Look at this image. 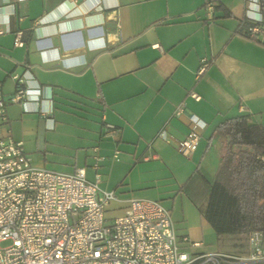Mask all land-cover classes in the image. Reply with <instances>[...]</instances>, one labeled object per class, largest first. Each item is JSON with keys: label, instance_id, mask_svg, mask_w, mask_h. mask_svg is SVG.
Instances as JSON below:
<instances>
[{"label": "crops", "instance_id": "1", "mask_svg": "<svg viewBox=\"0 0 264 264\" xmlns=\"http://www.w3.org/2000/svg\"><path fill=\"white\" fill-rule=\"evenodd\" d=\"M209 1L213 19L204 13ZM241 13L233 0H0L3 91L7 97L15 91L14 72L27 86L42 87L41 97L26 104L7 103L2 133L22 140L34 165L63 172L85 167L94 179L96 155L104 157L99 169L108 158L120 159V151L118 159L112 155L122 143L139 148L143 142L135 152L138 161L172 162L182 154L178 143L196 114L206 126L194 153L185 157L201 160L180 190L204 217L216 174L204 161L216 126L239 114L264 125V41L237 30L245 9ZM252 14L264 19L262 10ZM18 30L24 41L19 46ZM202 57L211 62L197 73ZM86 113L99 117L100 125ZM102 183L127 211L133 196H119ZM202 232L200 239L189 229L176 231L181 244L184 237L202 242L194 248L199 251L249 249L247 238L240 246L241 235L231 234H217L210 249L204 227Z\"/></svg>", "mask_w": 264, "mask_h": 264}, {"label": "built area", "instance_id": "2", "mask_svg": "<svg viewBox=\"0 0 264 264\" xmlns=\"http://www.w3.org/2000/svg\"><path fill=\"white\" fill-rule=\"evenodd\" d=\"M75 2L76 0H71ZM215 5L206 3L207 19H213ZM261 0H245L246 17L253 22L246 28L250 36L264 41ZM252 12V13H251ZM23 31H16L15 45H23ZM211 60L202 57L197 73L205 71ZM16 89L7 97L0 82V264H264V233L252 231L245 253L204 252L194 248L200 241L180 243L172 213L159 199L133 196L128 210L108 219L109 203L117 199L112 190L101 187L96 155L95 178L89 179L85 167L73 172L51 170L34 165L22 140L2 133L9 101L26 104L41 97L42 87H30L19 73H12ZM192 96H200L192 92ZM180 105L176 114H180ZM191 129L179 141L178 150L190 157L196 150L206 122L196 114L189 116ZM110 131L115 125L105 124ZM119 158V149L112 155Z\"/></svg>", "mask_w": 264, "mask_h": 264}, {"label": "trees", "instance_id": "3", "mask_svg": "<svg viewBox=\"0 0 264 264\" xmlns=\"http://www.w3.org/2000/svg\"><path fill=\"white\" fill-rule=\"evenodd\" d=\"M255 23L243 16L237 30L250 36L246 28ZM259 23L264 25V19ZM215 136L223 150L211 183L206 219L217 234L248 239L254 230L264 233V125L252 121L249 114H239L221 121L211 140Z\"/></svg>", "mask_w": 264, "mask_h": 264}, {"label": "rangeland", "instance_id": "4", "mask_svg": "<svg viewBox=\"0 0 264 264\" xmlns=\"http://www.w3.org/2000/svg\"><path fill=\"white\" fill-rule=\"evenodd\" d=\"M233 1L236 9L241 10V14H243L245 0ZM241 7L242 9H240ZM204 13L207 18L206 8H204ZM63 115L68 116V118L72 117L69 113ZM85 116L88 119L98 120V126L100 125L99 117L95 116L94 113H86ZM87 123L95 122L88 121ZM117 139H119V134ZM211 142L204 163L207 168L216 171L221 159L223 144L217 136L213 137ZM142 146V141L139 143V148L134 146L128 148L122 143L119 147L120 159L112 161L111 158H108L98 169L103 180L102 186L107 189L116 188L117 194L122 197L143 195L159 198L170 209L178 234L189 229L194 236L193 238L201 239L204 227L205 243L210 245V249L216 248L217 232L206 217L201 215L200 208L191 197L185 191L180 190V183L184 182L191 172L198 167L201 158L192 163L185 155L179 154L169 163L138 161V155L135 154L140 153ZM91 176L89 177L91 178ZM120 206L118 201H112L109 204L107 210L109 220L126 212L125 207ZM202 222L203 225H201ZM245 241L246 236L241 235L236 244L243 246ZM11 242V239L2 240L0 247L8 246ZM186 244L189 245V242L184 241L182 243V245ZM201 249H205V247H201Z\"/></svg>", "mask_w": 264, "mask_h": 264}]
</instances>
